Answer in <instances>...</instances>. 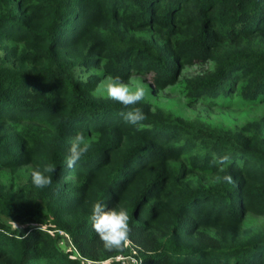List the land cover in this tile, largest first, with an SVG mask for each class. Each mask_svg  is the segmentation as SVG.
Masks as SVG:
<instances>
[{
	"label": "trees",
	"instance_id": "obj_1",
	"mask_svg": "<svg viewBox=\"0 0 264 264\" xmlns=\"http://www.w3.org/2000/svg\"><path fill=\"white\" fill-rule=\"evenodd\" d=\"M192 62L210 66L183 79L187 96L264 99V0H0V264H124L132 249L141 264H264V224L241 237L264 216L262 119L214 129L144 99L137 130L93 94L144 71L162 87ZM77 132L90 148L68 168ZM49 163L38 189L31 170ZM97 201L128 210L122 249L95 232Z\"/></svg>",
	"mask_w": 264,
	"mask_h": 264
},
{
	"label": "rangeland",
	"instance_id": "obj_2",
	"mask_svg": "<svg viewBox=\"0 0 264 264\" xmlns=\"http://www.w3.org/2000/svg\"><path fill=\"white\" fill-rule=\"evenodd\" d=\"M150 32V30H147ZM209 63L200 64L197 62L187 63L182 66L179 73L166 80L162 87L156 83V75L152 71L136 72L126 79H121L131 86L142 84L146 87L147 94L145 99L152 105H158L165 111L173 114H181L186 119H195L209 128H222L225 130H235L244 123L252 120L262 119V133L264 136V99L251 100L243 98L238 88L231 89L227 94L219 92L214 99L207 97L193 98L186 95L183 89V79L195 73H200L209 67ZM106 79V78H105ZM104 78L98 83L96 90L101 87ZM95 90V92H96ZM100 96H106V93ZM30 169L21 170L25 175ZM0 179L9 180V171L1 170ZM264 224V216L248 213L241 225V237H247L250 234L259 231ZM65 238L68 239L67 235ZM65 238H61L59 243L63 244L62 249L68 250L69 239L67 243Z\"/></svg>",
	"mask_w": 264,
	"mask_h": 264
},
{
	"label": "clouds",
	"instance_id": "obj_3",
	"mask_svg": "<svg viewBox=\"0 0 264 264\" xmlns=\"http://www.w3.org/2000/svg\"><path fill=\"white\" fill-rule=\"evenodd\" d=\"M92 74V73H90ZM87 77H85L86 81ZM105 94L106 98L111 99L123 108L129 109L127 112L120 114L124 119L132 125L137 126L140 130L142 121L146 119V115L142 108L137 107L141 101L145 99L147 94L146 87L142 84H136L134 87L129 83H125L119 76H108L93 94ZM90 142L85 135L77 132L71 139L68 154L65 157L66 166L73 167L78 161L84 158L89 152ZM219 164H227L230 162V156L224 155L216 158ZM56 166L52 163L46 164L42 169L36 168L31 170L32 184L43 189L52 185V176ZM223 170V169H222ZM224 182L233 183L231 175H225L221 178ZM92 226L102 241L106 249H122L126 246L130 233L131 216L126 208H106L103 202L97 201L91 208Z\"/></svg>",
	"mask_w": 264,
	"mask_h": 264
},
{
	"label": "built area",
	"instance_id": "obj_4",
	"mask_svg": "<svg viewBox=\"0 0 264 264\" xmlns=\"http://www.w3.org/2000/svg\"><path fill=\"white\" fill-rule=\"evenodd\" d=\"M129 241L127 242V244ZM116 258L119 259L124 264H141V258L135 253V250L132 249L131 253L129 254H118Z\"/></svg>",
	"mask_w": 264,
	"mask_h": 264
}]
</instances>
